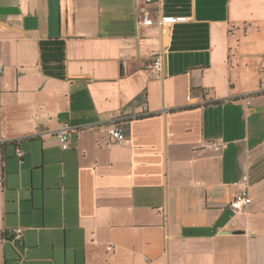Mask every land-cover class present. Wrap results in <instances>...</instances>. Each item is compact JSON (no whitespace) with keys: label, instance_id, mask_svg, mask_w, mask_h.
<instances>
[{"label":"crops","instance_id":"0c3cea01","mask_svg":"<svg viewBox=\"0 0 264 264\" xmlns=\"http://www.w3.org/2000/svg\"><path fill=\"white\" fill-rule=\"evenodd\" d=\"M0 142V264H264V0H0Z\"/></svg>","mask_w":264,"mask_h":264},{"label":"built area","instance_id":"2783aa9c","mask_svg":"<svg viewBox=\"0 0 264 264\" xmlns=\"http://www.w3.org/2000/svg\"><path fill=\"white\" fill-rule=\"evenodd\" d=\"M152 0H146L147 3H150ZM183 18H167L166 21L173 22V21H183ZM154 24L153 19L149 18L148 15L144 14L140 17L137 21V27H148ZM150 71L154 72L155 74H162L163 72V55L158 54L154 57L152 64L150 65ZM205 104V103H203ZM70 127L67 124H61L60 127L54 132V135L58 139L62 150H66L68 147V132L70 131ZM109 134L111 137L118 143H122L124 141V136L119 128L114 127V125L109 129ZM1 145L0 142V155H1ZM214 150H218L217 143H213ZM20 155V153L18 154ZM243 181L246 182V177L243 178ZM3 183V177L0 175V185ZM251 203V198L249 196L248 190L245 187L241 190L237 195L233 197L230 201L229 206L233 210H239L248 206ZM3 237L10 242H14L16 240L21 239L22 237V230L21 229H12L6 230L3 233Z\"/></svg>","mask_w":264,"mask_h":264}]
</instances>
